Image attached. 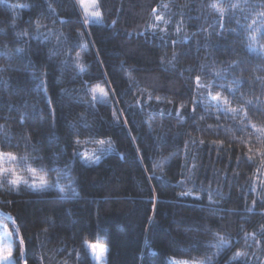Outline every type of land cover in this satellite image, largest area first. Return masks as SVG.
Masks as SVG:
<instances>
[{
  "label": "trees",
  "instance_id": "16d2710c",
  "mask_svg": "<svg viewBox=\"0 0 264 264\" xmlns=\"http://www.w3.org/2000/svg\"><path fill=\"white\" fill-rule=\"evenodd\" d=\"M97 1L0 0L16 264H264V0Z\"/></svg>",
  "mask_w": 264,
  "mask_h": 264
},
{
  "label": "rangeland",
  "instance_id": "374dc122",
  "mask_svg": "<svg viewBox=\"0 0 264 264\" xmlns=\"http://www.w3.org/2000/svg\"><path fill=\"white\" fill-rule=\"evenodd\" d=\"M77 1L83 13V16L88 24L103 22L102 13L97 0H95V3H93L92 0H89V11L99 12L100 15L98 16H90L86 14L84 11V7L79 3V0ZM0 163H8V162L0 161ZM15 167L21 173L23 179L28 181L27 184H30L34 187L36 185L37 188H43L44 186H46L47 183L46 184L40 183L39 177L43 175H41L39 172H35V174H33L31 171V175L33 176L34 178L33 180L35 181V185H34L30 175H27V172L24 169H22L21 166L20 167L18 166V161H15ZM6 181L11 182V178L9 177L5 180L0 181V184ZM21 183H23V181ZM93 245L96 246L95 251H93V247H92ZM9 246H11L14 250L13 258L3 259L7 257V248ZM87 247L94 264H106L108 247L105 244L99 242H88ZM15 248L16 245H15L14 235L10 225L0 221V264H16ZM102 249H106V250L102 251ZM170 264H206V262L204 260L171 259Z\"/></svg>",
  "mask_w": 264,
  "mask_h": 264
},
{
  "label": "snow or ice",
  "instance_id": "6c2138e0",
  "mask_svg": "<svg viewBox=\"0 0 264 264\" xmlns=\"http://www.w3.org/2000/svg\"><path fill=\"white\" fill-rule=\"evenodd\" d=\"M93 3H95V0H92ZM79 3L84 7V11L86 14L90 15V16H98L100 15L99 12H90L89 11V0H79ZM23 6V5H21ZM215 7V5H213ZM235 6V5H233ZM261 15H264V13H262ZM157 19H160V17L158 16ZM253 23H255V21H253ZM172 43H175L174 41ZM197 81H199V77L196 78ZM216 100H220V94L217 93ZM225 103H227V101H225ZM233 112H235V109H232ZM246 113V110H245ZM241 123H243V121H241ZM253 127H255V125H253ZM264 131V130H261ZM100 143H103V141H100ZM262 155H264V152L261 153ZM18 157L15 153L13 152H3L0 151V161H7L8 163H0V181L5 180L7 178H11V183L15 184V185H19L22 181L24 184H27L28 181L24 180L23 177L21 176V173L16 169L15 167V161H17ZM32 173L35 174L36 170L35 169H31ZM40 183L41 184H46L47 180L45 179L44 176H40L39 177ZM33 183H35V181H33ZM22 243V241H21ZM93 247V251H95V245L92 246ZM106 249H102V251H105ZM13 253L14 250L11 246H9L7 248V257L3 258V259H10L13 258ZM238 255H242V254H238ZM18 259H22V253L21 256L18 257ZM23 264H28V261L25 259L23 260Z\"/></svg>",
  "mask_w": 264,
  "mask_h": 264
}]
</instances>
